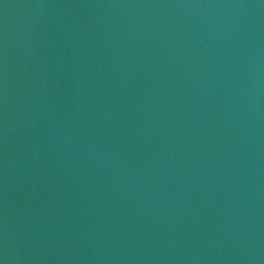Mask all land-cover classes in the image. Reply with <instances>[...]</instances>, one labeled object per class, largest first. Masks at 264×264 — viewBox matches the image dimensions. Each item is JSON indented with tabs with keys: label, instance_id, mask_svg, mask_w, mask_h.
I'll use <instances>...</instances> for the list:
<instances>
[{
	"label": "water",
	"instance_id": "obj_1",
	"mask_svg": "<svg viewBox=\"0 0 264 264\" xmlns=\"http://www.w3.org/2000/svg\"><path fill=\"white\" fill-rule=\"evenodd\" d=\"M0 264H264V0H0Z\"/></svg>",
	"mask_w": 264,
	"mask_h": 264
}]
</instances>
